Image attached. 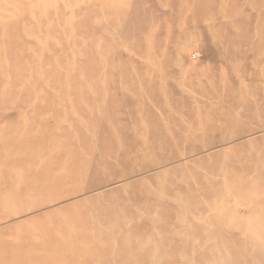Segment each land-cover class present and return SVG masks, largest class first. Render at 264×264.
Listing matches in <instances>:
<instances>
[{
    "label": "rangeland",
    "instance_id": "rangeland-1",
    "mask_svg": "<svg viewBox=\"0 0 264 264\" xmlns=\"http://www.w3.org/2000/svg\"><path fill=\"white\" fill-rule=\"evenodd\" d=\"M0 264H264V0H0Z\"/></svg>",
    "mask_w": 264,
    "mask_h": 264
}]
</instances>
